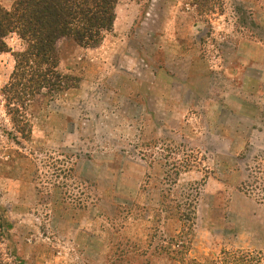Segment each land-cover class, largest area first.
<instances>
[{"label": "rangeland", "instance_id": "374dc122", "mask_svg": "<svg viewBox=\"0 0 264 264\" xmlns=\"http://www.w3.org/2000/svg\"><path fill=\"white\" fill-rule=\"evenodd\" d=\"M115 12L100 46L58 42L74 86L25 126L2 93L23 42L0 52V262L264 264V0Z\"/></svg>", "mask_w": 264, "mask_h": 264}, {"label": "trees", "instance_id": "16d2710c", "mask_svg": "<svg viewBox=\"0 0 264 264\" xmlns=\"http://www.w3.org/2000/svg\"><path fill=\"white\" fill-rule=\"evenodd\" d=\"M118 1L15 0L10 8L0 4V52L10 51L6 39L12 34L23 42L21 50L13 51L14 69L2 89L13 123L27 124L26 106L37 97L74 86L58 70V42L67 39L83 47L100 46L114 26ZM193 2L200 11L209 13L223 7V0ZM257 191L264 192V189ZM222 254L224 264H257L261 258L246 250Z\"/></svg>", "mask_w": 264, "mask_h": 264}]
</instances>
